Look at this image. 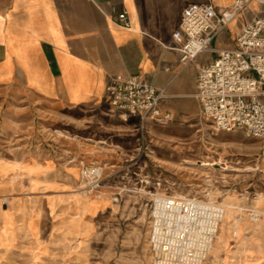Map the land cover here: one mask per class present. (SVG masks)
Wrapping results in <instances>:
<instances>
[{"label": "crops", "instance_id": "obj_1", "mask_svg": "<svg viewBox=\"0 0 264 264\" xmlns=\"http://www.w3.org/2000/svg\"><path fill=\"white\" fill-rule=\"evenodd\" d=\"M206 1L219 8L233 2L0 0V133H20L9 123L26 122L22 133L36 140L29 155L6 157L0 151V236L5 229L15 239L41 235L32 248L46 249L51 257L60 244L84 241L100 223H115L123 196L117 203L114 195L120 185L138 178L132 183L137 184L141 174L129 175L125 156L130 150L113 138L141 128L137 117L111 109L107 85L123 75L166 89L162 111L171 120L151 123L142 133H191L205 119L197 96L199 66L217 54L203 53L183 66L173 33L187 5ZM123 12L128 27L119 20ZM229 27L213 41L214 48L235 45L240 26L234 35ZM104 114L121 124L104 123ZM55 122H75L76 130L55 134ZM91 164L102 165L105 172L96 195L82 191L81 169ZM149 212L146 204L147 233ZM236 250L228 264H264V242Z\"/></svg>", "mask_w": 264, "mask_h": 264}, {"label": "rangeland", "instance_id": "obj_2", "mask_svg": "<svg viewBox=\"0 0 264 264\" xmlns=\"http://www.w3.org/2000/svg\"><path fill=\"white\" fill-rule=\"evenodd\" d=\"M252 12V9L248 10V13ZM237 23L238 20L229 27L231 35H234ZM103 122L121 124L108 114H104ZM75 124L55 122L51 128L58 132L55 134L62 135L60 130H76ZM9 125L20 133H0L2 156L29 155L36 140L34 136H28L29 133H22L28 123L11 122ZM142 131L113 138L125 142L130 150L125 156L131 170L129 175L136 176L139 172L140 179L162 176L168 180L160 188L165 193L211 199L227 207L207 264H228L230 256L237 257V250H234L239 245L264 242V140L239 132L217 131L203 118L197 121L191 133ZM103 134L113 136L116 133ZM4 147H7L6 151ZM143 164L146 168L140 169ZM135 180L129 185H120L114 195L118 197L117 203L120 197L123 198L113 225L100 223L84 241L67 242L62 247L58 244L56 253L50 251L51 257L46 249L32 248L41 235L36 240L29 234L15 239L5 229L0 236V264H152L145 205L150 208L152 197L149 193L153 194L154 190L148 182L132 184ZM83 187L84 192L86 185ZM125 198L129 200L124 204ZM251 210L256 211L258 220L252 218Z\"/></svg>", "mask_w": 264, "mask_h": 264}, {"label": "built area", "instance_id": "obj_3", "mask_svg": "<svg viewBox=\"0 0 264 264\" xmlns=\"http://www.w3.org/2000/svg\"><path fill=\"white\" fill-rule=\"evenodd\" d=\"M250 9L252 13H248ZM119 20L130 26L126 12ZM236 20L240 31L235 45L214 48L213 41ZM173 37L183 66L198 61L203 53L217 54L211 63L199 66L197 96L203 117L217 131H240L264 140V0H233L220 8L212 1L190 3ZM106 91L112 109L137 117L142 130L151 123L171 120L170 114L162 111L167 97L164 88L137 76L118 75ZM103 173L99 164L81 169L88 192L96 193L103 187ZM139 181L148 182L154 190L149 193L152 203L147 237L152 264H207L227 207L211 199L165 193L160 188L168 180L162 176ZM250 212L254 220L259 219L256 211Z\"/></svg>", "mask_w": 264, "mask_h": 264}, {"label": "bare ground", "instance_id": "obj_4", "mask_svg": "<svg viewBox=\"0 0 264 264\" xmlns=\"http://www.w3.org/2000/svg\"><path fill=\"white\" fill-rule=\"evenodd\" d=\"M203 165H212L211 163H204ZM229 167H225L224 169H228Z\"/></svg>", "mask_w": 264, "mask_h": 264}]
</instances>
